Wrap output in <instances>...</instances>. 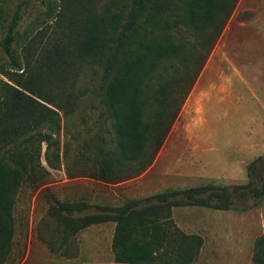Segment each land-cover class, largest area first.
I'll list each match as a JSON object with an SVG mask.
<instances>
[{"label": "rangeland", "instance_id": "374dc122", "mask_svg": "<svg viewBox=\"0 0 264 264\" xmlns=\"http://www.w3.org/2000/svg\"><path fill=\"white\" fill-rule=\"evenodd\" d=\"M125 1L0 0V89L9 85L25 92L44 105L35 110L46 116L6 149L39 134L51 138L49 148L39 137L33 144L44 181L24 184L16 195L10 264L113 263L115 224L66 236L50 212L56 202L88 204L92 213L95 206L121 207L204 185L239 186L245 195L233 192L229 210L172 209L177 228L203 240L193 264H264V194L255 198L250 191H261L264 184V0L237 1L153 163L134 178L107 184L80 167V151L93 147L96 135L108 140L109 148L112 144L109 122L101 118L105 108L93 93L100 71L76 58L73 48L89 5L102 13ZM18 8L11 46L20 64L16 68L2 42ZM159 38L186 49L199 40L184 25ZM169 64L170 75L171 68L180 69L176 60ZM159 80L153 79L152 87Z\"/></svg>", "mask_w": 264, "mask_h": 264}, {"label": "trees", "instance_id": "16d2710c", "mask_svg": "<svg viewBox=\"0 0 264 264\" xmlns=\"http://www.w3.org/2000/svg\"><path fill=\"white\" fill-rule=\"evenodd\" d=\"M237 1L184 0L181 6V1L126 0L120 8L109 6L102 13L92 5L85 9L73 53L100 71V86L93 93L105 108L101 118L104 124L109 122L112 144L109 148L108 140L98 134L93 147L80 151V167L89 171L86 175L116 184L140 175L153 163ZM19 9L2 42L16 68L20 64L11 46ZM181 25L199 39L191 49L159 38ZM171 60H176L180 69L171 68L174 73L170 75ZM153 79H160L156 87H152ZM6 86L0 89V264H10L18 190L24 184L44 181L33 144L39 137V142L48 148L51 145L48 134H39L22 140L20 148L6 149L46 119L43 112L35 110V105L43 104ZM250 191L258 198L264 194V184L261 191ZM233 192L245 195L239 186L229 190L204 185L163 192L121 207L95 206L97 211L92 213H87L92 207L88 204L56 202L50 212L66 236L92 225L114 223L112 264H193L203 240L180 231L171 218L172 209L229 210Z\"/></svg>", "mask_w": 264, "mask_h": 264}, {"label": "crops", "instance_id": "0c3cea01", "mask_svg": "<svg viewBox=\"0 0 264 264\" xmlns=\"http://www.w3.org/2000/svg\"><path fill=\"white\" fill-rule=\"evenodd\" d=\"M114 224V223H113Z\"/></svg>", "mask_w": 264, "mask_h": 264}, {"label": "water", "instance_id": "95a60500", "mask_svg": "<svg viewBox=\"0 0 264 264\" xmlns=\"http://www.w3.org/2000/svg\"><path fill=\"white\" fill-rule=\"evenodd\" d=\"M49 134V133H48Z\"/></svg>", "mask_w": 264, "mask_h": 264}]
</instances>
